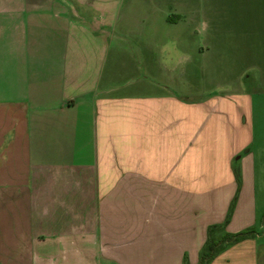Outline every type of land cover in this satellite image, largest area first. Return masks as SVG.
I'll return each instance as SVG.
<instances>
[{"label":"crops","instance_id":"crops-1","mask_svg":"<svg viewBox=\"0 0 264 264\" xmlns=\"http://www.w3.org/2000/svg\"><path fill=\"white\" fill-rule=\"evenodd\" d=\"M259 120L264 0H0V264H264Z\"/></svg>","mask_w":264,"mask_h":264},{"label":"trees","instance_id":"trees-1","mask_svg":"<svg viewBox=\"0 0 264 264\" xmlns=\"http://www.w3.org/2000/svg\"><path fill=\"white\" fill-rule=\"evenodd\" d=\"M231 210L222 225L210 226L207 230V239L200 252L198 264H211V262L229 247L256 235L255 229H246L238 233L226 231V223L230 218Z\"/></svg>","mask_w":264,"mask_h":264},{"label":"rangeland","instance_id":"rangeland-1","mask_svg":"<svg viewBox=\"0 0 264 264\" xmlns=\"http://www.w3.org/2000/svg\"><path fill=\"white\" fill-rule=\"evenodd\" d=\"M263 136H264V120L262 121L259 120L258 124L256 125V137H257L256 142L261 143L262 140H264Z\"/></svg>","mask_w":264,"mask_h":264}]
</instances>
